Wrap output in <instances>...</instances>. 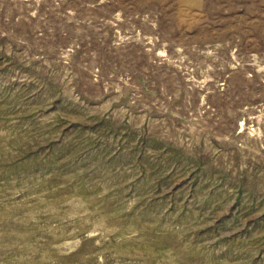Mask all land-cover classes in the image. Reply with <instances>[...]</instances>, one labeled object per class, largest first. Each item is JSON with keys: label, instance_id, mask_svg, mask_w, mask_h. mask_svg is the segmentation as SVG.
<instances>
[{"label": "rangeland", "instance_id": "1", "mask_svg": "<svg viewBox=\"0 0 264 264\" xmlns=\"http://www.w3.org/2000/svg\"><path fill=\"white\" fill-rule=\"evenodd\" d=\"M0 264H264V0H0Z\"/></svg>", "mask_w": 264, "mask_h": 264}]
</instances>
